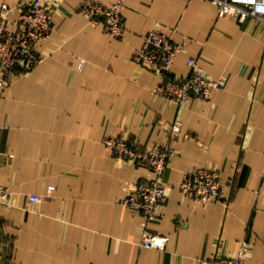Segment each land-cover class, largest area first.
Listing matches in <instances>:
<instances>
[{
  "label": "crops",
  "instance_id": "crops-1",
  "mask_svg": "<svg viewBox=\"0 0 264 264\" xmlns=\"http://www.w3.org/2000/svg\"><path fill=\"white\" fill-rule=\"evenodd\" d=\"M22 1L0 0V10ZM54 1L45 61L0 85V187L13 192L0 205V264H202L218 244L232 256L245 240L248 264H264V26L220 16L211 1L125 0L118 38L80 12L84 0ZM156 27L186 42L176 73L188 75L194 58L225 88L184 106L158 96V75L133 59ZM119 135L174 152L168 202L149 225L123 200L152 174L114 156L104 140ZM198 167L220 172L226 198L181 192ZM49 187L51 198L29 202ZM147 229L170 237L165 250L141 246Z\"/></svg>",
  "mask_w": 264,
  "mask_h": 264
},
{
  "label": "built area",
  "instance_id": "built-area-1",
  "mask_svg": "<svg viewBox=\"0 0 264 264\" xmlns=\"http://www.w3.org/2000/svg\"><path fill=\"white\" fill-rule=\"evenodd\" d=\"M211 1L220 16L231 17L239 23L251 19L264 26V0H202ZM125 0H117L106 5L101 0H84L80 12L92 23L99 24L104 31L121 38L126 33L123 11ZM56 6L54 0H25L12 6L3 4L0 10V85L14 77L34 70L45 61L39 48L41 41L48 39L56 30ZM143 46L134 54V61L159 77L155 93L179 105L192 101L209 102L214 94L225 88L223 80L209 77L198 62L188 61V75L174 71L176 60L184 50L186 42H175L161 28L156 27L144 35ZM171 136L179 134L182 123L177 120L170 124ZM114 156L122 162L146 166L152 176L133 183L123 204L133 212L141 214L149 225L159 218L169 198V187L164 181L170 157L174 153L169 146L155 145L143 147L125 136H113L104 140ZM179 188L183 194L198 203L220 202L226 198L228 188L223 184L221 174L212 168L198 167L186 172ZM54 188L46 194L31 193L28 200L32 204L51 198ZM13 192L8 187H0V205H8ZM170 237L145 230L141 246L165 250ZM216 252L202 264H248L251 244L240 243L235 255Z\"/></svg>",
  "mask_w": 264,
  "mask_h": 264
}]
</instances>
